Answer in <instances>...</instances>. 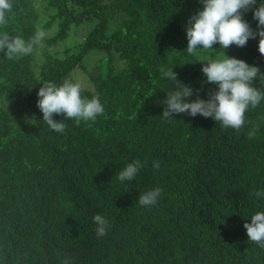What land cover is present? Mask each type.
Returning <instances> with one entry per match:
<instances>
[{"label": "trees", "instance_id": "trees-1", "mask_svg": "<svg viewBox=\"0 0 264 264\" xmlns=\"http://www.w3.org/2000/svg\"><path fill=\"white\" fill-rule=\"evenodd\" d=\"M4 33L27 43V55L0 51V264H264V248L244 224L264 212V55L259 36L243 47L187 53L184 30L201 0H10ZM245 19L253 30V13ZM214 43L213 45H216ZM95 59L87 67V56ZM231 53L260 69L250 85L261 93L239 131L212 117L181 113L164 119L167 92L181 85L194 101L218 86L194 77L199 60ZM227 58V57H225ZM81 72V73H80ZM79 73L77 77L75 74ZM81 85V98H99L94 122L66 118L65 132L43 121L37 93L44 82ZM144 166L119 180L127 164ZM154 161L160 168L153 167ZM248 179L236 191L226 168ZM247 173V174H246ZM162 189L151 207L140 194ZM109 221L98 238L92 218Z\"/></svg>", "mask_w": 264, "mask_h": 264}, {"label": "clouds", "instance_id": "clouds-1", "mask_svg": "<svg viewBox=\"0 0 264 264\" xmlns=\"http://www.w3.org/2000/svg\"><path fill=\"white\" fill-rule=\"evenodd\" d=\"M201 2L204 4V8L189 17L186 31L184 30V39L188 41L186 48L188 54L191 55L195 51L212 50L216 47L226 50L232 44L243 47L249 38L255 39L259 36L258 50L264 55V0H261L259 7L253 13V19L258 21L256 30H253L242 17L243 12L250 10L257 0H201ZM11 9L10 0H0V25L7 24L6 12H10ZM45 35L44 31L37 30L26 43L19 36L10 37L9 34L4 33L0 37V51H5V55L9 59L16 55L31 54L34 46L40 45ZM217 42L218 44L213 45ZM230 56L231 53L222 58H216V60H199L198 68L191 72L194 77L206 75L207 79L202 83L218 86V90L208 93V99L200 98L199 93L202 89H197V98L194 101L187 100L186 98L193 95L192 87L180 83L177 73L173 69L161 66L160 72L163 76L175 80L181 85L177 90L167 92V97L162 102L166 105L162 117L167 120L174 117V114L184 113L193 117L201 114L205 118L212 117L224 128L239 131L245 123L244 114L249 105L254 108L261 101V93L250 85L251 81L260 76V69L257 66L249 65L242 59ZM80 93L81 85L79 83L65 81L61 86L49 82L42 84L37 93L40 97L37 106L43 113V121L50 129L57 133L65 132V124L63 121L54 120V113L65 114L66 118H75L77 124L81 120L94 122L98 115L105 113L99 98L82 99ZM143 166L144 162L139 159L132 161L120 171L119 180L121 182L133 181ZM153 167L158 170L160 162L154 161ZM235 171L236 164L233 161L226 168L225 176H228V181L238 191L240 190L238 183L248 178L235 174ZM161 192L162 189L155 188L140 194L139 205L154 206ZM255 196L262 197L264 192L257 191ZM92 221L96 225L97 237H105L109 221L100 214L94 215ZM244 227L249 240L264 248V212H258L251 216V223L246 222ZM64 264H70L69 258H65Z\"/></svg>", "mask_w": 264, "mask_h": 264}, {"label": "rangeland", "instance_id": "rangeland-1", "mask_svg": "<svg viewBox=\"0 0 264 264\" xmlns=\"http://www.w3.org/2000/svg\"><path fill=\"white\" fill-rule=\"evenodd\" d=\"M94 53H95V51H93V52H89L88 53V56H87V59H86V61H88V60H94L95 59V56H94ZM91 61H88L87 62V67L88 68H91ZM81 73V72H80ZM78 75H80L79 73H77V74H75V76L77 77Z\"/></svg>", "mask_w": 264, "mask_h": 264}]
</instances>
